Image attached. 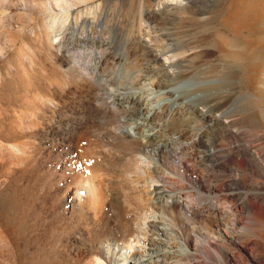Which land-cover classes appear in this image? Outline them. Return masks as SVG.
<instances>
[{
	"label": "rangeland",
	"instance_id": "rangeland-1",
	"mask_svg": "<svg viewBox=\"0 0 264 264\" xmlns=\"http://www.w3.org/2000/svg\"><path fill=\"white\" fill-rule=\"evenodd\" d=\"M71 4L68 18L64 7ZM149 11L151 28L140 32ZM155 54L168 56L166 69ZM213 63L221 76L211 72ZM186 68L183 80L163 78ZM230 68L240 70L232 88ZM227 90L238 101L234 118L261 133L255 146L264 159V0H0V264H94L101 243L137 242L146 227L157 235L154 216L181 239L190 237L188 218L212 227L214 215L195 217L169 198L156 205L151 190L166 185L173 193L185 187L198 198L216 196L188 170L203 168L198 156L206 145L192 141L207 122L189 104L180 111L176 104L190 98L203 107L210 94ZM134 93L164 117L146 123L135 115ZM135 121L177 143L153 155L161 146L128 134L140 130ZM161 156L163 169L156 165ZM88 170L105 186L99 212L69 196L79 189L78 171ZM218 258L214 252L208 264Z\"/></svg>",
	"mask_w": 264,
	"mask_h": 264
},
{
	"label": "bare ground",
	"instance_id": "bare-ground-1",
	"mask_svg": "<svg viewBox=\"0 0 264 264\" xmlns=\"http://www.w3.org/2000/svg\"><path fill=\"white\" fill-rule=\"evenodd\" d=\"M173 1L179 3V0ZM73 6L74 4L64 7V13L68 15V18L73 11ZM153 14L154 13L150 11L144 13V18L139 26L140 32H149L151 28L149 21L151 17H153ZM68 18L67 20H69ZM148 36H150V34H148ZM141 40L146 42L148 41L144 37H141ZM179 42L180 41H178V43ZM145 44L146 43H144V45ZM147 44L148 47L151 46L150 43ZM180 44L181 43H179V45ZM179 45L177 44L179 48L184 47ZM171 47H169V49ZM240 48L243 47L240 46ZM152 49L155 51L154 48ZM180 50L178 49L177 51ZM171 52H169V54ZM179 53L181 54L182 52ZM209 53L210 52H206V55ZM175 55H178V53ZM174 57H172V59ZM167 59L168 56L166 58L161 57L158 54H155L154 58V60H156L157 63H159L164 69H166L168 65ZM181 59L182 58H180V61ZM175 62L177 63V61ZM146 65L148 64L146 63ZM172 65H174V63ZM142 68V70L146 71L144 66ZM210 68H212L211 72L221 76L220 74L222 71L220 70V65L213 63ZM207 69L208 68L204 69L203 73H207ZM222 70L226 71L225 69ZM227 70L230 75V77L227 76L230 78L229 86L232 88L240 74V70L233 68ZM211 72L209 73L211 74ZM163 75L164 79L169 77L174 80L177 78L183 80L188 77L189 71L187 68L174 72L167 70L165 73L163 72ZM241 75L243 74L241 73ZM133 76L135 75H132L131 77ZM224 76H226V74ZM145 77L146 76H144V78ZM137 79L138 78L135 80ZM140 79L142 81V77L139 78V80ZM158 83H160V81ZM229 90L226 92H213L209 95L211 97L210 100L206 105H203V107L193 103L190 98H185L183 101L176 104L179 111L181 108L186 109L184 105L187 104L188 106L189 104V109L193 112L199 113L202 119L207 122L206 130L200 131L197 134V137H193V141L191 140L193 143L198 142L206 145L205 152H200L202 155L200 154V156H198L202 163L201 167L203 168L196 169L190 167L188 170L201 187L207 189L216 196L210 198H198L195 195H192L191 192H188L190 188L186 190L185 187H183L184 189L182 190L184 191H182L181 194L177 192L176 194L172 192V189H167L165 187L166 185L155 186L153 190H151L152 197L154 196L153 198H155L154 202L156 205L162 204L164 200L169 198L177 204L179 203L185 205L189 211L195 215V217L197 216L198 218H203L206 215H214L215 223L212 224V227L205 230L201 226L194 223L193 220L188 218L193 225L191 234L190 237L187 236L184 239H181L170 233L171 228L165 223L164 218L154 216L150 221V226L159 231L157 235L149 234L148 228L146 227L144 233L142 232V235L137 236V242L127 241L126 243L121 244L113 241H107L106 243H101L99 245L100 253L95 255L94 264H117L115 263L117 261V257L115 256L117 255H120L121 259V262L118 264H178L181 260H184V264H208V261L213 259L214 252H216L219 257L218 264H264V159L262 154L256 150L255 146V143L258 141L256 138H260L261 133L258 132L256 134H252L248 129H245L243 125H241V122L244 119L243 116L240 118H234L237 114H240V111L238 110L239 108L238 101L236 100V94L233 93L232 90ZM135 95L132 94V97H130V100L135 106V115L142 117V120H145L146 123L156 120L158 117H164V113L160 110L154 109L153 107L148 108L146 105L142 107L143 102H146L145 97H137L138 94L136 96ZM177 98L178 96L175 99L177 100ZM122 102L124 101L122 100ZM135 123L136 126H138L137 128L140 130L136 131V127H131V129L128 130V134L131 136L134 133L141 136L143 135L147 138L146 142L148 143L146 146L153 142H156L158 146H161V148H157V150H152L153 155L160 154L164 152L163 148L177 143L175 142L176 140L173 142L169 139L164 132H148L149 130H147V133L143 127V125H146L144 124L145 122L139 123L138 121H135ZM182 135H184V133ZM179 142L180 141H178V143ZM174 147H172V149ZM180 156L182 155H179V157ZM190 161H188V163ZM206 161L210 162V165L214 168L213 171L207 169V166L205 167L207 164ZM193 162L192 164L195 165V162ZM156 165L157 168H165L166 159L164 156H161V161L157 162ZM91 170L93 171V169ZM87 172L88 173H86V175H81L78 171L76 182L78 183V188L80 190L78 189L73 196L69 193V196L72 201L81 204V207L89 205L96 212L102 211L107 204L105 186L101 183L102 179L99 182V178L97 181L92 173L90 174L89 170ZM161 181L164 182L162 184H165L167 182L166 176H162ZM204 199L210 200L212 203L208 204L213 207H209V209H207V207H205L207 202ZM243 213H248L250 215L248 220H243ZM218 216H224L223 218H226L227 221L225 222L218 219ZM131 258H134V260H131ZM120 259H118V261H120Z\"/></svg>",
	"mask_w": 264,
	"mask_h": 264
}]
</instances>
